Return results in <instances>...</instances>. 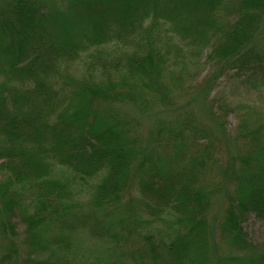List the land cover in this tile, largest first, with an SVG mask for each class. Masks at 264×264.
I'll return each instance as SVG.
<instances>
[{"label":"trees","instance_id":"trees-1","mask_svg":"<svg viewBox=\"0 0 264 264\" xmlns=\"http://www.w3.org/2000/svg\"><path fill=\"white\" fill-rule=\"evenodd\" d=\"M204 54L212 71L191 86ZM227 72L264 78V0H0V264H82L116 238L79 217L83 197L115 209L130 191L146 231L134 264H264L242 226L264 221V126L223 156L193 113L145 136L115 110L173 111Z\"/></svg>","mask_w":264,"mask_h":264},{"label":"rangeland","instance_id":"rangeland-1","mask_svg":"<svg viewBox=\"0 0 264 264\" xmlns=\"http://www.w3.org/2000/svg\"><path fill=\"white\" fill-rule=\"evenodd\" d=\"M205 60L204 54L199 60L200 65L197 63L193 69L189 67L191 79L193 80L191 86L202 82L205 76L212 71L210 66L205 64ZM186 85L189 84L186 83ZM206 99L211 102V116L215 119H218L217 116L224 118L223 128L217 126L215 120L208 117L205 111V109L208 111ZM115 110L119 114L138 116L141 134L145 136H148L147 133L154 129L156 121L161 117L171 120L178 116L179 119H182L185 112L193 113L202 125H212L219 131L217 140L220 143L217 145V152L223 156H230L237 153L238 144H235L233 139L238 133L250 132L264 126V78L252 74L243 75L227 72L226 75L218 77L204 98L190 96L183 104L175 106L173 111L157 109L142 114L135 112L134 108L131 109L124 105H119ZM86 198L88 197H83L80 208L77 210L79 217L86 218L90 223L100 225L104 230L107 228L111 234L116 235V238L106 242L97 239L94 240V243L91 241L92 245L81 259L82 264L137 263L139 256L143 255L142 251L146 244V241L142 240L139 235L141 233L146 234V231L142 230V222L137 225L140 228L137 235L135 231L134 220L137 219V213L140 214V217L144 216L141 205L136 202L137 196L131 191L126 192L118 207L102 210L95 208L91 204L90 198ZM219 199L216 200L214 207L206 215L211 227L219 219L218 214L221 211ZM14 223L17 226L19 237L16 244L19 245L21 238H23L24 226L19 224L18 220H14ZM242 226L251 244L258 245L264 242L263 220H258L254 215H250L242 223ZM162 230L165 233H157L154 229L147 231L150 233L151 241L154 244H159V239L165 240L168 230L166 227H162Z\"/></svg>","mask_w":264,"mask_h":264}]
</instances>
